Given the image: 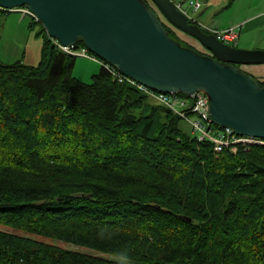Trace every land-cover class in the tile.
Segmentation results:
<instances>
[{
	"label": "trees",
	"instance_id": "trees-1",
	"mask_svg": "<svg viewBox=\"0 0 264 264\" xmlns=\"http://www.w3.org/2000/svg\"><path fill=\"white\" fill-rule=\"evenodd\" d=\"M29 20L37 66L0 63V264H264V146L214 153L104 67L79 82Z\"/></svg>",
	"mask_w": 264,
	"mask_h": 264
},
{
	"label": "water",
	"instance_id": "water-1",
	"mask_svg": "<svg viewBox=\"0 0 264 264\" xmlns=\"http://www.w3.org/2000/svg\"><path fill=\"white\" fill-rule=\"evenodd\" d=\"M177 31L209 55L172 40L146 0H0V9L25 7L47 37L84 48L127 79L153 92L208 99L211 123L264 140V86L236 66L264 65V51L240 50L205 34L171 0H150Z\"/></svg>",
	"mask_w": 264,
	"mask_h": 264
},
{
	"label": "built area",
	"instance_id": "built-area-1",
	"mask_svg": "<svg viewBox=\"0 0 264 264\" xmlns=\"http://www.w3.org/2000/svg\"><path fill=\"white\" fill-rule=\"evenodd\" d=\"M189 6L194 11H196L199 9L200 4L198 2L190 1ZM178 9L188 17L187 13L183 11L181 6H178ZM0 10L8 14H18L21 16V18H29L37 22V19L34 17V15L26 8ZM192 21L198 23L197 20ZM203 28L209 33L213 34L223 45L232 48L237 47L238 30L236 27L229 28L225 31H220L213 26ZM52 41L58 50L66 55L75 58L81 57L98 61L97 58L89 54L85 48H77L76 46L69 48L63 47L57 41ZM101 65L110 73L114 80H117L119 83L127 82L135 86L144 94H146L149 100H152L153 102L165 107L177 115L182 121L186 122L191 127V133L193 137H196L199 142L212 144L214 153L229 151L231 154L236 155L239 148L248 150L252 146H264V140L239 136L232 129L218 128L214 126L209 119L208 99L203 93H193L188 97L180 96L173 92L168 94L156 93L127 79L111 66L105 63H101Z\"/></svg>",
	"mask_w": 264,
	"mask_h": 264
},
{
	"label": "crops",
	"instance_id": "crops-1",
	"mask_svg": "<svg viewBox=\"0 0 264 264\" xmlns=\"http://www.w3.org/2000/svg\"><path fill=\"white\" fill-rule=\"evenodd\" d=\"M175 5L182 9L203 27H215L220 31L236 27L238 30V46L256 44L260 39V46H264V0H171ZM198 2L199 9L194 11L189 2ZM19 16V15H17ZM20 17V16H19ZM21 19V17H20ZM18 21V19H17ZM180 34V33H179ZM182 35V34H180ZM184 35V34H183ZM181 39L186 45L193 46L194 41L183 36ZM32 36L35 48L30 55L24 57L25 65L35 67L40 59V50L42 43L39 39ZM237 46V47H238ZM247 48V47H245ZM249 49V48H247ZM260 49V48H259ZM241 70L260 82H264V74H259L251 70L250 66H243Z\"/></svg>",
	"mask_w": 264,
	"mask_h": 264
},
{
	"label": "rangeland",
	"instance_id": "rangeland-1",
	"mask_svg": "<svg viewBox=\"0 0 264 264\" xmlns=\"http://www.w3.org/2000/svg\"><path fill=\"white\" fill-rule=\"evenodd\" d=\"M146 1L158 13L161 22L163 24L167 23L172 29V31H174L176 36L178 38H182L183 34L177 31L175 28H173L166 21L163 15L158 12V10L153 5V3L150 0H146ZM29 21H30L29 18L20 19V17L17 16L16 14L0 15V63L4 65L14 64L17 61L23 60L24 57L28 58L31 51L34 50L35 44H33V41L31 38L35 34L36 30L34 32H30V30L28 29ZM179 33L182 35H180ZM189 39L194 41L193 46H195V47H192V46H189V47L196 49L202 54H207V51L204 48H202L194 39L192 38H189ZM256 42H257V45L256 44L244 45L243 43H240L237 49L250 50V51L251 50L264 51V46H260V42L261 43L263 42L260 39L256 40ZM101 67L102 66L99 61H93L87 58L78 57L76 58V61L74 64L72 76L83 84H90L92 77L94 75H97L100 72ZM250 67L252 71H255L259 74H264V65H255V66H250ZM149 101L151 104L155 106L156 105L160 106L159 104H157L156 102H153L152 100H149ZM180 127L184 132L193 136L191 133V127L186 122L182 121L180 124ZM39 240L44 241L45 243H48V244L58 246L66 250H71V251L81 252V253H92L90 250L86 248L77 247V246L66 244L63 242H58V241H53V240H48V239H39Z\"/></svg>",
	"mask_w": 264,
	"mask_h": 264
},
{
	"label": "flooded vegetation",
	"instance_id": "flooded-vegetation-1",
	"mask_svg": "<svg viewBox=\"0 0 264 264\" xmlns=\"http://www.w3.org/2000/svg\"><path fill=\"white\" fill-rule=\"evenodd\" d=\"M237 68H240V66H236Z\"/></svg>",
	"mask_w": 264,
	"mask_h": 264
}]
</instances>
